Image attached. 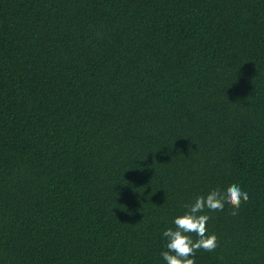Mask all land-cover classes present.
Instances as JSON below:
<instances>
[{
    "label": "trees",
    "instance_id": "obj_1",
    "mask_svg": "<svg viewBox=\"0 0 264 264\" xmlns=\"http://www.w3.org/2000/svg\"><path fill=\"white\" fill-rule=\"evenodd\" d=\"M232 184L196 264H264V0H0V264H165Z\"/></svg>",
    "mask_w": 264,
    "mask_h": 264
},
{
    "label": "clouds",
    "instance_id": "obj_2",
    "mask_svg": "<svg viewBox=\"0 0 264 264\" xmlns=\"http://www.w3.org/2000/svg\"><path fill=\"white\" fill-rule=\"evenodd\" d=\"M249 194L237 184L226 189H212L206 195L197 196L193 201L185 203L186 210L174 218L173 225L163 232L165 251L161 257L165 264H196L195 255L198 251L213 252L218 247L215 234H208L207 222L211 218L205 213L224 211L225 206L230 214L238 215L242 203H247ZM195 237V239H193Z\"/></svg>",
    "mask_w": 264,
    "mask_h": 264
}]
</instances>
